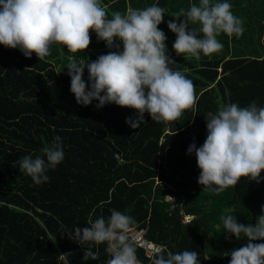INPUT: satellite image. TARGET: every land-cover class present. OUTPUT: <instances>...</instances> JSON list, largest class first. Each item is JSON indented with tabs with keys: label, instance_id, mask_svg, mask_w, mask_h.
I'll return each instance as SVG.
<instances>
[{
	"label": "trees",
	"instance_id": "16d2710c",
	"mask_svg": "<svg viewBox=\"0 0 264 264\" xmlns=\"http://www.w3.org/2000/svg\"><path fill=\"white\" fill-rule=\"evenodd\" d=\"M237 1V0H234ZM228 2V0H212ZM108 18L127 7L156 4L165 9L158 25L166 36V54L195 85L197 103L173 122L151 120L144 114L138 128L125 123L134 109L114 103L97 108L93 100L77 104L70 91L67 65L95 61L122 51L108 48L91 32L89 47L71 53L53 44L50 54L26 58L17 49L0 45V264H106L105 244H80L70 239L74 227L107 219L113 209L146 229L145 237L173 253L196 251L200 264H229L230 252L246 243L223 230L220 216L228 209L238 223L253 224L264 206V171L260 182L244 177L222 192L203 190L194 152L206 136V114L228 103L240 107L256 101L264 107V57H228V36L217 39L223 48L200 58L177 55L176 35L167 24L173 13L185 12L199 0H101ZM238 16V15H237ZM241 19V18H240ZM183 17L176 20L179 24ZM202 37L199 25L189 23ZM85 68L83 80L89 84ZM61 138L64 159L49 168L47 182L36 184L15 161L43 157L41 149ZM117 155V158H115ZM173 199L166 202V197ZM183 215L194 218L182 223ZM264 243V240L253 241ZM85 248L99 251L98 260H83Z\"/></svg>",
	"mask_w": 264,
	"mask_h": 264
},
{
	"label": "clouds",
	"instance_id": "9594fccd",
	"mask_svg": "<svg viewBox=\"0 0 264 264\" xmlns=\"http://www.w3.org/2000/svg\"><path fill=\"white\" fill-rule=\"evenodd\" d=\"M231 7L228 2L199 0L187 12L181 9L173 13L167 27L176 35L172 45L175 53L199 59L201 53L209 56L222 50L217 39L221 33L242 35L243 21L233 15ZM164 13L165 9L156 4L143 9L129 6L123 14L113 12L109 19L101 0H0V45L18 48L26 58L34 53L43 59L53 44L71 53L83 52L90 45L91 32L108 48H119L115 44L119 40L122 51L100 55L90 63L73 58L67 65L70 91L77 104L87 106L96 100L97 108L114 103L134 109L137 116L125 121L134 129L144 122L145 113L151 120L173 122L197 103V97L193 81L171 67L175 61L166 54V36L158 28ZM181 17L183 20L177 24ZM189 23L199 25L201 38L195 30H188ZM85 68L89 74L87 85L82 78ZM205 120L207 136L203 145L197 148L193 143L187 149L188 154H195L200 169L197 182L203 190L219 193L234 188L244 177L259 183L264 171V107H258L256 101L246 107L228 103L215 113L208 112ZM41 153L46 159L26 155L15 161L20 172L36 184L47 182L46 171L64 159L61 138L56 137ZM185 216L190 215H183L182 221ZM220 220L224 231L246 240L242 247L231 250L229 264H264V243H253L264 240V206L254 225L238 223L228 209ZM136 223L133 217L113 209L107 219L89 220L87 227H74L68 235L80 244H105L109 255L106 264H140L135 242L129 237ZM99 256V251L85 248L82 259L98 260ZM198 256L191 250L168 251L165 255L158 248L150 264H200Z\"/></svg>",
	"mask_w": 264,
	"mask_h": 264
},
{
	"label": "crops",
	"instance_id": "0c3cea01",
	"mask_svg": "<svg viewBox=\"0 0 264 264\" xmlns=\"http://www.w3.org/2000/svg\"><path fill=\"white\" fill-rule=\"evenodd\" d=\"M232 8L243 5L248 8V26L242 35L228 36V57H264V0H228ZM250 9V10H249ZM240 13L236 14V17ZM241 18V17H239Z\"/></svg>",
	"mask_w": 264,
	"mask_h": 264
},
{
	"label": "built area",
	"instance_id": "2783aa9c",
	"mask_svg": "<svg viewBox=\"0 0 264 264\" xmlns=\"http://www.w3.org/2000/svg\"><path fill=\"white\" fill-rule=\"evenodd\" d=\"M117 158V155H115ZM166 202H172L173 199L169 196L165 199ZM191 216H185L183 219V223H187L190 221ZM146 229L139 227H132L129 231V237L131 240L135 242L136 246V256L140 261V264H150V257L156 249H162L163 252L165 248L161 245H158L154 242L149 241L145 237ZM139 250V253H138Z\"/></svg>",
	"mask_w": 264,
	"mask_h": 264
},
{
	"label": "rangeland",
	"instance_id": "374dc122",
	"mask_svg": "<svg viewBox=\"0 0 264 264\" xmlns=\"http://www.w3.org/2000/svg\"><path fill=\"white\" fill-rule=\"evenodd\" d=\"M232 13L233 15L236 16L237 13H240V16H237L238 18L241 17V20L243 21L242 27L244 26H248V8L244 7L243 5L239 6V7H233ZM250 10V9H249Z\"/></svg>",
	"mask_w": 264,
	"mask_h": 264
}]
</instances>
